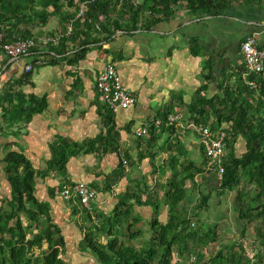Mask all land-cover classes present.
Wrapping results in <instances>:
<instances>
[{"label":"crops","instance_id":"obj_1","mask_svg":"<svg viewBox=\"0 0 264 264\" xmlns=\"http://www.w3.org/2000/svg\"><path fill=\"white\" fill-rule=\"evenodd\" d=\"M226 1L218 14L189 11L180 1L174 6L173 16L146 27L143 25L151 17L145 12L138 20L142 28L117 31L109 41L90 43L83 57H77L76 50L87 33L85 22H80L81 25L75 22L74 34L65 41L39 45L27 57H9L0 51V98L12 87L26 94L45 96L48 101L47 108L35 113L28 122L19 120L9 124L2 120L0 108V204L7 207L12 197L2 159L8 151L22 152L36 172V196L50 204L51 222L61 228L65 237L63 258L69 264H73L70 259L75 257L79 261L84 256L89 263L95 262L93 254L82 249L84 231L97 223L96 213L113 218L117 197L128 186L154 193L153 201L160 207L155 212L152 205H135L133 215L120 224L113 218L115 232L130 223L133 230L142 231L155 219L166 223L168 206L162 193L168 189L169 181L181 179L185 187L181 207L195 216L197 226L217 227L224 238V233L230 230L244 229L237 198L238 190L246 185L245 179L242 178L237 188L222 189L218 176L204 170L206 156L199 132L186 127L194 122L188 113L193 99L202 97L213 103L221 94V85L229 83L236 88L239 81L246 83L242 40L253 35L257 45L264 47L261 3ZM78 2L66 4L45 23L36 17L26 24L18 23L13 28L15 35L26 31L31 36L65 31ZM100 32L93 23L88 34L98 38ZM192 49L198 53L193 54ZM28 61L33 64V84H19L16 81L23 77ZM109 62L115 64L125 86L137 96L134 105L113 114L112 129L103 125L100 115L103 103L96 89V78ZM204 73L210 75L204 77ZM202 86L205 89L197 96ZM166 111L182 113V119L173 125L163 123L160 116ZM215 117L211 115L210 121ZM157 120L162 121L160 130L155 127ZM143 125L148 126L149 133L138 137L135 130ZM244 143L239 137L228 147L227 154L241 156ZM57 146H63L66 152L64 166L55 164L42 173L56 159ZM122 156L127 158V165L122 163ZM67 180L84 181L98 190L94 215L85 212L76 200L61 196L60 187ZM202 196L206 202L199 208ZM136 216L138 221L134 219ZM149 231L148 225L145 232L150 234ZM125 232L128 230L124 235ZM245 232L249 233L247 229ZM100 238L106 242L104 236Z\"/></svg>","mask_w":264,"mask_h":264},{"label":"trees","instance_id":"obj_2","mask_svg":"<svg viewBox=\"0 0 264 264\" xmlns=\"http://www.w3.org/2000/svg\"><path fill=\"white\" fill-rule=\"evenodd\" d=\"M74 1L0 0V30H6L9 38L31 36L28 31L15 35L14 26L21 22L26 24L35 17L45 23L52 14L61 11L66 4L73 5ZM180 1L186 4L189 11L209 14H218L227 2L226 0H142L141 4L137 5L128 0H96L87 9L84 24L87 33L77 46L76 56L83 57L90 43L109 41L117 31L136 30L169 19L174 14V6ZM118 5L121 6L120 12L117 11ZM49 7L53 10H48ZM145 12L149 13L150 21L139 26V16L144 15ZM101 14H106L107 19L102 25L100 37L94 38L88 33L93 20H97ZM76 24L81 25L80 22ZM72 33L74 34V31ZM191 51L193 54L198 53L194 49ZM32 71L33 69L25 71L23 77L16 82L33 84ZM209 75L203 74L204 77ZM247 75L248 80L255 81V86L251 87L242 81L238 82L236 88L229 83L221 85V94L218 95L216 102L208 103L206 98L196 97L188 105V113L189 118L195 123L210 124L214 131L227 130L230 134L228 147L239 137L243 138L245 143L241 156L226 152L225 172L220 187L237 188L242 178L245 179L246 185L238 190L239 218L244 221L245 226L253 223L257 225L258 242L264 249V73L252 72ZM204 89L205 86H202L197 90V96H200ZM47 106L48 101L45 96L26 94L23 90H14L12 87L0 98L2 120L9 124L19 120L28 122L35 113H40ZM100 115L104 127L112 129L113 113L105 104L100 109ZM168 115L166 111L160 116L164 120L163 123L167 122ZM211 115L216 117L210 121ZM154 129L155 127L152 128ZM55 154L56 159L50 162L49 167L42 173L48 172L55 164L59 167L64 166L67 156L63 146H57ZM2 161L5 163L12 197L8 200L7 207L0 204V264H69L63 258L66 251L65 237L61 228L51 222L50 204L39 200L35 194L36 172L31 161L22 152L16 150L8 151ZM167 185L168 189L162 195L163 202L168 206V221L159 223L157 219L153 220L150 224L153 228L151 237L142 240L140 244L135 243L134 240L144 231L133 230V223H130L126 226L128 232L125 235L122 229L115 232L113 218L120 224L123 219L133 215L132 209L135 205L149 204L157 212L160 206L153 201L154 193H146L141 188L128 186L117 197L113 218L103 213L95 214L97 223L94 222V225L84 231L82 239V249L93 254L95 264H185L190 256L193 257L190 258L191 264H259L257 259L263 249L257 251L253 258L247 255L242 241L246 236L245 229L236 239L231 240L221 237L217 227L205 229L203 226H197L194 221L195 216H190L181 207L185 193L184 179L169 181ZM249 185H253L252 190L248 188ZM77 202L79 203L78 199ZM205 202L206 197L202 196L199 208L204 207ZM120 206L124 208L120 209ZM82 209L90 215L87 209L83 207ZM134 219L138 221L139 217L136 216ZM35 229L37 232L34 233ZM119 235H122L121 238ZM101 236L105 237L106 242L101 240ZM214 242L219 243L217 250L209 251L210 255L206 256L202 252L203 247H209L207 245ZM249 243L251 245V242ZM44 244H47V248L43 247ZM251 246L255 248V245ZM37 248L38 252L35 250Z\"/></svg>","mask_w":264,"mask_h":264},{"label":"built area","instance_id":"obj_3","mask_svg":"<svg viewBox=\"0 0 264 264\" xmlns=\"http://www.w3.org/2000/svg\"><path fill=\"white\" fill-rule=\"evenodd\" d=\"M96 0H79L78 8L74 15L66 22V30H59L55 33H45L41 36H16L9 38L6 30H0V51L9 57L24 58L30 55L34 48L39 45L49 46L51 44L58 45L62 39L72 34L75 29V22H85L86 12L90 4ZM133 4H137L135 0H128ZM240 1V0H238ZM264 7V0H258ZM107 19L106 14H101L97 20H93L96 30H102V23ZM91 21V20H89ZM244 65L247 74L264 73V47H259L256 42L255 36H247L242 40L240 45ZM33 69L31 62L25 63L24 71ZM246 83L251 87L255 86V81L247 80ZM96 89L99 95V100L106 105V107L116 114L120 110H125L135 104L137 100L136 94L127 88L118 72L114 63L109 62L100 71L96 78ZM182 119V113H171L168 115L167 123L169 125L176 124ZM162 121L157 120L155 127L157 130L161 129ZM188 128H194L199 132L201 142L205 152L204 170L207 172L215 173L221 182L225 172L224 159L228 148V139L230 134L225 129L214 131L210 124H202L189 122ZM149 133L148 126H140L135 130L138 137H143ZM122 163L128 164L127 158L122 156ZM250 186V185H249ZM249 188V187H248ZM61 196L65 200H79L81 206L89 211L92 215L95 214L94 202L98 197V190L84 181L65 182L60 190ZM97 220V218H95ZM248 256H253L246 248Z\"/></svg>","mask_w":264,"mask_h":264},{"label":"rangeland","instance_id":"obj_4","mask_svg":"<svg viewBox=\"0 0 264 264\" xmlns=\"http://www.w3.org/2000/svg\"><path fill=\"white\" fill-rule=\"evenodd\" d=\"M66 1V0H65ZM136 2H139V4H141L142 0H135ZM117 11L120 12L121 11V6L118 5L117 6ZM243 146V145H242ZM242 146H240L242 148ZM244 147V146H243ZM207 172V171H206ZM253 188V185H250L249 186V189L252 190ZM238 216V215H237ZM233 220V219H232ZM243 221V220H242ZM234 223H237L238 221H232ZM148 225H149V228H150V234L148 232H145V230L148 229ZM148 225H145L144 226V233L141 234L139 237H137L136 240H134L135 243L137 244H140L142 243V240H148L150 237H151V232H153V229L150 225V223ZM245 230L247 229L249 233H247L246 236H244V238H242V241H243V245L244 247H246L249 251V253H253V256L254 254L259 251V250H262L263 247L261 248L260 246V243L258 242V227L256 224H252V225H247L245 226L244 228ZM126 230V227H124V229L122 230V232H124ZM31 232V231H30ZM126 233V232H125ZM241 232H231V230L227 233H224L225 235V238L226 239H231V240H234L236 239L239 235H240ZM30 235V234H29ZM227 235V236H226ZM250 235V236H249ZM223 237V236H221ZM242 237V236H241ZM248 239V241H247ZM251 242V245H255V248H253L250 243ZM259 246H257V245ZM218 245L219 243L217 242H214V243H211L210 245H207L209 247H203L202 249V252L207 256L210 255L209 251H216L217 248H218ZM44 248H47V246L44 244L43 246ZM261 248V249H260ZM211 249V250H210ZM37 252L39 250L35 249ZM204 250V251H203ZM261 254L259 255V258L257 259L259 262V264H264V249L260 252ZM253 256H249L250 258H253ZM89 257V256H88ZM190 258H193L192 256H190L189 258H187V260L185 261V264H191V259ZM257 258V257H256ZM70 261L73 263V264H95V262H91L89 263L88 259L86 258V256H84L83 258H81V260L79 259V261L74 257L72 260L70 259ZM81 262V263H80Z\"/></svg>","mask_w":264,"mask_h":264},{"label":"water","instance_id":"obj_5","mask_svg":"<svg viewBox=\"0 0 264 264\" xmlns=\"http://www.w3.org/2000/svg\"><path fill=\"white\" fill-rule=\"evenodd\" d=\"M46 246H47V244H45ZM37 250H38V248H37Z\"/></svg>","mask_w":264,"mask_h":264}]
</instances>
